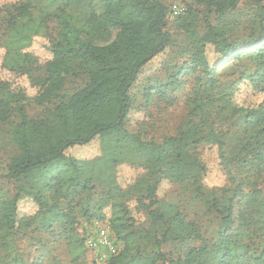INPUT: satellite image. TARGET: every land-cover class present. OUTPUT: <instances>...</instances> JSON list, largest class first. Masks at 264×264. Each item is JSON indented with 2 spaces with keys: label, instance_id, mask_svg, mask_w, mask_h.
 Returning a JSON list of instances; mask_svg holds the SVG:
<instances>
[{
  "label": "trees",
  "instance_id": "trees-1",
  "mask_svg": "<svg viewBox=\"0 0 264 264\" xmlns=\"http://www.w3.org/2000/svg\"><path fill=\"white\" fill-rule=\"evenodd\" d=\"M94 2L87 1L86 19H79L69 11L67 0L56 6L53 15L60 29L56 40L47 39L51 57L44 62H39L33 52L23 50L24 44L4 47L1 65L11 77L0 78V124L14 115H18L19 121L11 130L17 153L9 160L6 173L0 175V181L11 186L9 195L0 196V264H56L52 247L58 242L56 238L69 242L73 239L84 247L86 235L73 238L76 216L69 206L77 192L95 187L100 188V196L92 207L81 209V215L85 220L102 219L104 207L109 206L106 223L110 236L115 244L123 243L105 264L165 262L162 245L186 238L199 243L189 247L182 257L169 260V264H245L227 234L233 224L235 201L257 200V196L244 190L248 186L246 172L254 168L253 174L264 176V102L253 108L230 109L231 115L241 113L245 132L238 135L244 136L238 147L236 144L230 147L233 153L225 149V132L207 129L208 142L216 143L219 163L228 179V185L220 187L219 193L215 188L208 192L200 182L205 167L199 153L189 148L190 143L199 142L189 139L199 128L207 127L205 118L161 142L128 131L125 120L130 110L148 108L154 96L167 98L168 92L182 88L186 79L181 77L190 73H195L197 94L205 96L206 104L218 100L219 107H227L230 96L224 90L219 91L214 77L216 65L210 64L205 55L207 43L219 53L217 61L221 63L232 58L239 61L244 55L255 59L254 80L258 82L257 90L264 92L261 0H97V10ZM241 2L256 6L259 32L255 39L237 42L225 29L211 25L208 14L224 16ZM173 3L181 6L182 11L172 16ZM12 10L16 11L15 17L25 16L30 7L15 5ZM195 10L205 13L206 26L205 32L197 37L193 36L191 22H185ZM179 19L185 33L178 42L170 28ZM81 20L84 22L79 25ZM110 30L115 31L114 36L104 44L83 38L86 34L98 36ZM14 33L15 39L22 35L18 28H14ZM158 55H164L161 63L164 76L149 79L145 66ZM70 74H84L85 84L66 99H60L42 117L28 118V102L49 101L60 92ZM22 76L33 88L32 93L15 82L16 77ZM137 94L143 103H137ZM95 138L99 139L101 153L94 158L77 159L67 154V149L88 144ZM124 160L144 166L145 172L134 186L122 188L116 182L115 165ZM161 178L179 186L191 182L199 196L204 194L207 207L218 214L217 239H204L195 223L186 221L177 204L158 199L156 192ZM255 190L263 191L256 217L258 228L264 231V188ZM27 195L38 208L33 215L19 217L18 200ZM130 196L135 199L132 204L147 210L152 232L134 227V219L128 214ZM61 200L66 201L65 207L59 205ZM23 240L27 245L20 248Z\"/></svg>",
  "mask_w": 264,
  "mask_h": 264
},
{
  "label": "rangeland",
  "instance_id": "rangeland-1",
  "mask_svg": "<svg viewBox=\"0 0 264 264\" xmlns=\"http://www.w3.org/2000/svg\"><path fill=\"white\" fill-rule=\"evenodd\" d=\"M67 1L69 3V11L79 16V19H86L84 15L89 12L87 7L88 0ZM96 1L93 7L97 10L99 5ZM62 2L63 0H0V78L11 77L10 73L1 65L5 46L19 47V45L24 44L23 50L33 52L41 63L51 57V51L47 47V39H57L60 28L53 12L56 6ZM22 4L29 5L30 12L25 16L15 17L16 11L12 10V7ZM261 4L264 8V0H261ZM257 14L258 10L253 3L241 2L237 8L228 10L224 16L209 13L208 20L216 29H225L232 40L242 42L257 37L256 35L259 32ZM204 17L205 13L203 11L195 10L185 20V22H191V27L195 32L194 37L205 32ZM83 22L84 20H81L78 24L80 25ZM182 23V20L179 19L170 28L178 42L184 39L185 32L181 27ZM14 28H18L22 32L21 37L18 39L14 38L16 34L14 33ZM114 33V30H110L98 36L86 34L83 35V38L90 39L95 44H104L112 39ZM30 36L32 38L27 43L26 41ZM172 50L173 48L170 49V53ZM174 50L176 51V48ZM205 55L210 64L216 65L214 77H216L218 85H220V89H217L229 93L230 97L227 107H219L220 101L218 100L206 104L205 96L197 94L196 90H198V87L194 80L195 73H190L181 77V79H186L182 88L175 92H168L167 98L160 99V97L154 96L148 108L130 110L125 120V128L130 132L140 134L142 138L161 142L166 137L178 135L180 131L190 127L191 123H196L200 119L205 118L207 127L199 128V131L189 139L199 141L193 144L190 143L189 148L191 152L197 151L199 153V158L205 167L200 182L208 189V192L210 191L209 189L215 188L217 189L216 193H219L220 187L228 185V179L225 170L219 163V149L216 143L210 140L208 142L207 129L211 127L216 132H225L226 134L223 137L226 143L225 149L232 152L230 147L232 145L234 147L235 144L238 147L239 139L241 137L243 139L244 136H238L240 132H243V118L239 116L241 113L231 115L230 109L233 106L253 108L264 102V92L257 90L258 82L254 80L255 59L244 55L239 61L232 58L221 63L217 61L219 53L210 43L205 45ZM163 60L164 55H158L145 66L149 79L155 80L164 76L161 69ZM86 79L84 74H70L66 77L60 92L49 101L44 103L29 101L26 106L28 118L42 117L60 99H66L74 91L82 87ZM14 80L17 84L23 86L27 93H32L33 88L29 86L24 76L16 77ZM217 92L218 90L214 91L216 94ZM136 97L138 104L143 103L140 94H137ZM18 121V115H14L9 121L0 124V175L6 173L9 160L17 153L16 146L11 139V130ZM243 133L245 134V132ZM236 135L238 137L237 140L235 139ZM66 152L77 159H92L101 153V145L99 139L95 138L88 144L74 146L67 149ZM237 153L240 154V152ZM253 171L254 168L246 172L248 186H245L244 190L250 191V195L257 196V200L255 202H246V198H244L241 203L238 200L235 201L232 215L233 224L227 235L234 241L235 249L244 258L245 264H264V255H262L264 251V231L258 228L256 217V212L261 205L259 200L263 196V191L255 190L264 188V176L253 174ZM144 172V166L134 165L126 160L115 165L116 182L122 188L134 186L135 182L140 180L139 176L144 174ZM192 184L189 182L179 186L161 178L156 194L158 199L177 204L179 210L185 215L186 221L195 223L196 229L204 239L214 241L217 239L219 228L218 214L215 210L207 207L204 194L202 193L199 196L194 191L195 186ZM10 188V184L0 181V196L9 195ZM255 192L259 195L253 194ZM99 194L100 188L95 187L87 191L77 192L73 196L69 207L76 216L73 230L75 233L74 239L87 235L91 229H94L95 221L99 224H107L106 220L110 215L109 206L104 207L102 219L85 220L81 215V209L86 206L92 207L98 200ZM134 201V197L130 196L127 202L130 205L128 214L134 219V227L136 229H148L152 232L153 229L147 210L132 204ZM59 205L65 207L66 201L61 200ZM37 208L38 205L30 195L23 196L18 200L17 213L19 217L33 215ZM56 240L58 242L54 246L52 245L56 264H105L110 257L98 256L94 250L87 246L86 238L84 240L85 249L80 245L79 241H74L73 239L71 242L59 238H56ZM198 243L199 241L194 238H186L163 244L162 251L166 253L167 260L165 262L158 261L155 264H169V260H176L182 257L189 247L198 245ZM25 245H27V242L23 240L20 248ZM116 245L118 250L123 247L122 242ZM100 250L104 252L103 249H98V251ZM46 257L51 259L49 256Z\"/></svg>",
  "mask_w": 264,
  "mask_h": 264
},
{
  "label": "built area",
  "instance_id": "built-area-1",
  "mask_svg": "<svg viewBox=\"0 0 264 264\" xmlns=\"http://www.w3.org/2000/svg\"><path fill=\"white\" fill-rule=\"evenodd\" d=\"M182 11L181 6L177 3H173L171 6V13L177 15ZM87 246L94 250L98 256L107 258L115 254L118 251L117 245L114 243L110 236V230L107 224H99L97 221L94 223V229H91L86 235ZM103 249V251H98Z\"/></svg>",
  "mask_w": 264,
  "mask_h": 264
}]
</instances>
